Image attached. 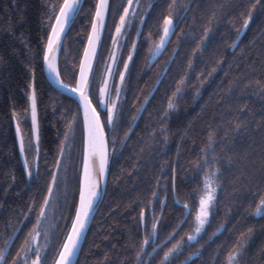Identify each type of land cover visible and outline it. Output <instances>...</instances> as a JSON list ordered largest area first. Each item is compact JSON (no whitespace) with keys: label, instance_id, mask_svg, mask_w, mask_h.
<instances>
[{"label":"trees","instance_id":"obj_1","mask_svg":"<svg viewBox=\"0 0 264 264\" xmlns=\"http://www.w3.org/2000/svg\"><path fill=\"white\" fill-rule=\"evenodd\" d=\"M95 1L84 0L61 44L58 66L61 79L68 84L74 83ZM52 3L59 0H0V247H6L4 241L10 236L14 241L3 264H11L35 223L54 168L59 178L67 180L69 190L61 209L54 206L47 212V221L55 227L44 264H52L76 199L82 151L79 107L74 99L50 86L40 58L50 27L48 5ZM124 5L125 0H109L97 60L104 49L105 53L108 50L110 16L113 14L116 21ZM249 11V24L238 35ZM165 15L174 21L172 33L148 66L149 40L155 42L160 36ZM133 40L136 46L120 83L114 124L105 130L109 163L104 194L75 264H136L141 246L140 259L145 261L157 245L147 264H159L163 252L181 237L180 250L170 257V264H182L190 253L187 264H227L228 253L238 244L241 233L247 243L239 264H264V216L251 214L253 194L264 191V0H139L121 47L118 69H124V56ZM98 63L91 89H96L100 80L102 64ZM181 79V91L173 96ZM32 89L36 95L38 158L34 169L30 162L31 175L27 176L14 122L30 159L37 147L28 120ZM170 96L175 108L166 111ZM69 121L73 133L65 145L67 160L62 159L57 169L56 157ZM205 155L209 164L198 165ZM67 161L65 175L62 168ZM213 167L217 169L216 191L209 218L190 241L187 233L195 226L203 177ZM57 185L55 182L53 188ZM185 203L191 209L189 215L182 207ZM30 205L32 210L25 217ZM153 222L158 229L155 237L149 235ZM145 237L148 242L142 245Z\"/></svg>","mask_w":264,"mask_h":264},{"label":"snow or ice","instance_id":"obj_2","mask_svg":"<svg viewBox=\"0 0 264 264\" xmlns=\"http://www.w3.org/2000/svg\"><path fill=\"white\" fill-rule=\"evenodd\" d=\"M139 0H137V4ZM50 12L48 16V23L50 30L47 31L46 42L41 47V60H42V70H46L48 78L57 86L58 89L62 91H67L76 96L78 100V107L83 114V171L79 182V198L75 205L74 216L71 220V226L66 232L64 239L59 247L55 249L53 254L52 264H73V257L77 254L80 248V241L84 235L85 229L87 227L90 215L100 197V185L105 179L106 169L109 163V151H108V141L105 133L106 127H111L114 124L115 113L117 109V100L119 99L120 84L116 85V98L113 99L109 95L108 100H105V94L109 90L108 76L105 75L103 78V84L99 88V96L97 107L103 106L105 113L97 111V107H93L92 101L89 98V91L92 87V80L90 78V72L93 70V57L97 53V43L101 39V31L106 26V13L109 10V0H96L95 11L91 15V31L88 33V42L83 50V57L79 63V73L74 74V87L70 84L64 83L61 79L60 70L58 66L57 51L61 46L62 33L65 32L66 27L73 21L76 16L80 13L81 0H59V3H52L48 5ZM171 8L172 5H169ZM136 8L133 7V0H127V3L123 6V11L119 15V20L115 23V32L110 33L112 36L113 44L116 45L119 38L124 34L122 30L126 25L130 24L129 14H135ZM54 17V20H53ZM251 18V11H249L248 17L243 19V23L240 29L237 30L239 35L249 24ZM141 21L143 22L144 17L142 16ZM174 21L171 15H165L162 20L158 42H151L149 40L148 56L154 59L160 54V50L164 46L169 37ZM141 29L137 28V35H140ZM205 35H207V29H205ZM203 39V37H202ZM233 41V45H235ZM136 41L133 40L132 47L135 49ZM199 47V45H197ZM196 51L195 49L193 50ZM112 59L115 61L116 55L115 51L112 52ZM133 59V53L130 50L128 53V59L124 60V70L120 71V80L123 82L125 78V71L129 68V60ZM107 68L108 75L112 74L113 66L111 63L105 64ZM184 84V80L181 79L177 81V87L173 93V96H178L181 88ZM32 87L31 85L29 86ZM145 101L148 97L145 96ZM28 100L31 107V125H32V138L37 141V158H38V140L37 135V110H36V95L35 90L32 89L28 94ZM175 108V103L173 98L170 96L168 98L167 110ZM140 109H137L139 112ZM13 118H15V113H13ZM133 120L136 119L135 116L132 117ZM239 125H237V128ZM17 136H20V129L17 126ZM131 131V128H129ZM73 133V124L69 121L67 128L64 133V140L61 141L59 146V155L56 157V167L60 166L61 160L64 155L65 145L68 142L70 135ZM125 132V136H127ZM211 136L209 137V147L211 146ZM123 143V140L121 141ZM113 143H115V138H113ZM31 147V145H30ZM20 151L23 155L24 142L21 138ZM202 152H207L206 149H202ZM204 165L209 164V159L207 156H203L201 161L198 162ZM212 163H215V158H212ZM197 165V166H198ZM24 167L27 171L29 169V161L25 159ZM217 169L214 167L211 170L210 175L215 177ZM31 175V172H28ZM51 181L47 186V194L43 197V202L40 204L38 209V214L35 218V223L32 224V228L24 236L23 242L19 245L16 250V254L12 256L11 264H44V257L48 255L47 250L51 247V241L48 240V230L45 228L43 235L46 239V243L41 245L39 243V237L41 232L38 231L39 226L43 223V219L47 215V205L50 202L51 195L53 193V186L56 182L57 172L53 171L51 173ZM214 179H209L208 175L204 178L203 191L199 195V206L194 214L195 226L192 232L187 233L188 240L195 239V234L200 233L204 228L206 222L208 221L210 214V207L214 201L215 188L213 187ZM175 191L174 183V172H173V192ZM152 195L155 197L156 193L153 192ZM254 196V207H252L251 214L254 216H264V191L257 192L253 194ZM258 197V198H256ZM151 201H149V204ZM161 204L164 201L160 202ZM176 204H180V200L175 201ZM182 207L185 210V215L191 214V209L187 203L183 204ZM32 210V206H29V213H25L27 217ZM144 210L140 211V219L144 220ZM158 217H153L154 221H158ZM180 225L178 224L177 227ZM176 229L174 228L173 231ZM219 231V229H217ZM158 234L157 223L153 222L151 224L150 236L155 237ZM250 234V230H249ZM172 233H169L171 236ZM215 235V233H213ZM183 240H177L176 243L172 244L171 247L167 248L163 252L159 260V264H170V257L180 250V245ZM238 244L233 245V250L228 253L227 264H239L238 258L242 254V250L245 247L247 240L244 233H241L240 237H237ZM13 241V237L10 236L4 241L5 246ZM14 242V241H13ZM148 242V237L141 242L142 245ZM159 248V245L156 246ZM156 249H153V252ZM11 251L6 247H0V264L7 259L8 252ZM140 251H143L141 246ZM140 251L136 253V264H146V262L141 261ZM152 253H149L151 255ZM192 254H189V257ZM189 257L185 258L182 264H187Z\"/></svg>","mask_w":264,"mask_h":264},{"label":"rangeland","instance_id":"obj_3","mask_svg":"<svg viewBox=\"0 0 264 264\" xmlns=\"http://www.w3.org/2000/svg\"><path fill=\"white\" fill-rule=\"evenodd\" d=\"M127 3V0H125V4ZM133 7H137V0H133ZM117 12H118V10H117ZM116 12V13H117ZM122 12V11H121ZM129 16H130V21L132 22V20H133V18H134V15L132 14V13H130L129 14ZM110 18H111V20H109V23H108V26H107V28L106 29H108V34H109V32H111V33H114L115 32V23L119 20V16L117 17V19H116V21L114 20V17H113V14H111V16H110ZM136 18V17H135ZM113 20H114V22H113ZM131 22H130V24H128V25H126V27L122 30V32L124 33L123 34V37L121 38V40H120V38H119V46H120V48H119V51H118V56H117V59H116V62H115V66H114V69H113V74H112V78H111V81H110V86H109V90H108V94H107V97H106V101L108 100V97H109V95H111V97L113 98V99H115L116 98V85L117 84H120L121 83V80H120V75H119V73H120V71H122V69L120 68V69H118L119 68V66H120V58L119 57H121L120 56V51H121V47H122V44H123V41H124V39H125V37H126V35H127V33H128V31H129V27H130V25H131ZM111 27H112V30L111 31H109L110 29H111ZM161 35V34H160ZM158 40H159V37L157 38V40L155 41V42H158ZM107 42H108V40H107ZM111 44H112V36H111V34H110V38H109V44H107V48H108V50L106 51V53L104 52L105 51V49H104V51H103V54H102V56L100 57V60H97V61H99V63H98V66H100V64H102V66H101V70H99L100 71V80H101V78H102V74H103V71H104V69H105V64H106V61H107V57H108V55H109V52H110V47H111ZM130 51V50H129ZM132 51V50H131ZM105 53V54H104ZM129 53V52H128ZM122 58V57H121ZM126 59H128V54L127 55H125L124 56V60H126ZM151 60V58H148V66H149V61ZM96 61V62H97ZM123 65V67H124V63L122 64ZM124 70V69H123ZM95 72V71H94ZM97 74H98V72H97ZM93 75H95V73L93 74ZM97 78V77H96ZM100 80H99V82L97 83L98 85H97V88L95 89V87H93L90 91H89V96H90V98H92V100H93V102L95 103V107H97V90H98V86H99V83H100ZM95 83V82H94ZM97 109H98V111L100 110L99 109V107H97ZM101 111V110H100ZM103 112H101L102 114H104L105 113V109L104 110H102ZM28 120H29V123H30V126H31V134H32V125H31V122H30V108H29V105H28ZM16 127V129H17V123L16 122H14V128ZM105 130H106V128H105ZM33 135V134H32ZM37 135H38V120H37ZM19 141L21 142V135L19 136ZM33 141H34V143H36L37 141L36 140H34L33 139ZM17 146H18V151H19V155H20V159H21V161H22V166H23V168H24V171H25V173H26V175L27 176H30L29 174H28V172H29V169L26 171L25 170V167H24V161H25V159H27L28 161H29V164H30V162L32 163V166H33V169L37 166V147H35V153H34V155L33 156H31L30 157V159L28 158V154H27V156H25V151H24V153H23V155L21 154V151H20V143H18V141H17ZM67 146H65V150H64V155H63V158L62 159H64V160H67ZM71 162H72V160H70V162H69V165L71 164ZM63 165H64V163H63ZM72 167V166H71ZM55 169V168H54ZM67 169H68V161L67 162H65V165L63 166V168H62V170H64V172H65V170L67 171ZM79 171H80V169H79ZM53 172V171H52ZM65 175H66V172H65ZM206 175H208V177H209V179H214V177H212L211 175H210V173H208L207 172V174ZM206 175H204V177H203V185H204V178H205V176ZM51 178L52 177H50V181H51ZM78 180H79V174H78ZM49 181V182H50ZM67 180L65 179V178H59V174H57V178H56V184H58L57 186H55V188H53V193H52V195H51V198H52V201H51V204H50V206H48L47 205V207H49L48 209H47V212H49V211H51V209L50 208H52L53 210L55 209L54 208V206H56L57 207V209H61V205L63 204V203H65V201H66V198H65V196H66V193H67V191L69 190V186H67ZM213 187L215 188V191H216V187H215V180H214V184H213ZM76 189H78V182H77V188ZM202 191H203V186H202ZM202 193V192H201ZM47 194V191H46V193H45V195ZM214 194H215V192H214ZM63 196V197H62ZM76 196H77V192H76ZM50 198V199H51ZM162 201H164V200H162ZM75 202H76V199H75ZM162 205V204H161ZM63 206V205H62ZM198 206H199V199H198V205H197V208H198ZM74 207H75V204H74V206H73V209H72V214H73V211H74ZM211 207H212V205H211ZM211 207H210V209H211ZM72 214H71V217H72ZM70 217V218H71ZM56 218H57V216H56ZM48 219H47V216H45V218L43 219V223L39 226V228L40 229H38V231H40L41 232V235H43V232H44V230H45V228H47V230H48V240H51L52 239V237H53V230H54V227H55V225L54 224H51L50 225V223L47 221ZM57 220H58V218H57ZM71 220V219H70ZM43 237V239H42V242L43 243H46V239H45V237H44V235L42 236ZM156 247V246H155ZM154 247V248H155ZM149 254V253H148Z\"/></svg>","mask_w":264,"mask_h":264},{"label":"water","instance_id":"obj_4","mask_svg":"<svg viewBox=\"0 0 264 264\" xmlns=\"http://www.w3.org/2000/svg\"><path fill=\"white\" fill-rule=\"evenodd\" d=\"M83 2H84V0H81V6H82ZM95 2H96V1H95ZM94 11H95V5H94L93 13H94ZM53 20H54V17H53ZM73 21H74V20H73ZM73 21L70 22V24L66 27L65 32L62 33V41H63L64 36H65V34L67 33L68 29L70 28L71 24L73 23ZM49 30H50V27H49ZM90 31H91V21H90V25H89L88 33H89ZM88 33H87L86 39H85V41H84V45H83V48H82L81 56H80V59H79V62H78L77 70H76V75H78V73H79V63H80V60H81L82 57H83V50H84V48H85V46L87 45V42H88ZM102 33H103V29H102V31H101V38H102ZM171 33H172V31H171ZM171 33H170V35H171ZM170 35H169V37H170ZM122 37H123V35L120 37V40H121ZM169 37L167 38V41H166V43L164 44V46L162 47V49L160 50V53L163 51L165 45L167 44V42H168V40H169ZM46 39H47V36H46ZM46 39H45V42H46ZM62 41H61V44H62ZM100 44H101V39H100V41H98V43H97V53H96V55L93 57V70H92V71L90 72V74H89L91 79H92V75H93L94 67H95V64H96V61H97V57H98V53H99V49H100ZM60 48H61V46H60ZM60 48H59L58 51H57V58H58V56H59ZM119 48H120V46H119V41H118V43H117L116 45H114V44H113V41H112V44H111V47H110V52H109V55H108V57H107V61H106V62H107V63H111L112 66H113V69H114L115 62H116V59H117V56H118ZM113 50L115 51V55H116V59H115V61H113V59H112V52H113ZM131 50H132V52H133V47L131 48ZM159 55H160V54H159ZM159 55H157L154 59L151 58V60L149 61V65H151V64L157 59V57H158ZM43 73H44V76H45L47 82L50 84L51 87H53V88H54L55 90H57L58 92H60V93H62V94H65V95H67L68 97L74 99V100L76 101L77 105H78V100H77L76 96H74V95H73L72 93H70V92L62 91V90L58 89L57 86H56V85H55V84H54V83L48 78V75H47L46 70H43ZM112 74H113V71H112ZM112 74H111V75H108L107 68L105 67V69H104V71H103V74H102V78H101L100 83H99V86H98V90H97V103H98V96H99V88H100V87L102 86V84H103V78H104V76H105V75L108 76V81H109V86H110V81H111V78H112ZM64 83H66V82H64ZM66 84H68V83H66ZM70 85H72L73 87L75 86L74 83H73V84H70ZM155 85H156V84H155ZM154 88H155V87H154ZM154 88H153V89L151 90V92L147 95L148 98H149V96L151 95V93L153 92ZM107 94H108V92H106V94H105V100H106ZM89 98H90V96H89ZM145 102H146V101H144L143 104L141 105L140 111H141V109L143 108ZM92 104H93V103H92ZM93 107H95V106L93 105ZM29 108H30V122H31V107H30V102H29ZM99 109H100V110H104V107H103V106H99ZM79 111H80V120H81V128H82V151H81L80 171H79L78 189H77V196H76V202H75V205H76V203L78 202V198H79V182H80V177H81V175H82V171H83V114H82V111H81L80 109H79ZM97 111H98V110H97ZM140 111H139V112H140ZM15 135H16V139H17L18 143H20V141H19L20 139H19V137L17 136L16 127H15ZM54 171H56V168H55ZM106 180H107V169H106V173H105V179H104V181L101 183L100 188H99V191H100V197L98 198L97 203H96V205L94 206V209H93V211H92V213H91V215H90V218H89V221H88L87 227H86V229H85L84 235L82 236L81 241H80V248H79L77 254L73 257V264L76 263L77 257H78V255H79V252H80L81 246H82V244H83L84 238H85V236H86V233H87V231H88V228H89V226H90V224H91V222H92V219H93V217H94V215H95V213H96V210H97V208H98V206H99V204H100V202H101V200H102V197H103V194H104V190H105V186H106ZM74 209H75V207H74ZM73 216H74V211H73V214H72L71 220H72ZM71 220H70V223H69V226H68L67 231L69 230V228H70V226H71ZM141 222H142V221H141ZM65 235H66V234H65ZM12 237H13V236H12ZM11 242H12V241L9 242V244L6 246V248L9 249V246H10ZM153 249H154V248H153ZM153 249H152L149 253H152V254H153V253H154V252H153ZM155 249H156V247H155ZM152 254H151V255H152ZM151 255H149V254L147 255V257H146V259H145V261H144V262H146V264H147L149 258L151 257Z\"/></svg>","mask_w":264,"mask_h":264},{"label":"flooded vegetation","instance_id":"obj_5","mask_svg":"<svg viewBox=\"0 0 264 264\" xmlns=\"http://www.w3.org/2000/svg\"><path fill=\"white\" fill-rule=\"evenodd\" d=\"M131 24H132V22H131ZM130 26H131V25H130ZM129 29H130V27H129ZM125 39H126V37H125ZM125 39H124V41H125ZM124 41H123V44H124ZM123 44H122V45H123ZM94 71H95V67H94ZM94 71H93V73H94ZM90 99H91L93 105L95 106V103L93 102L92 98H90ZM97 110H98V109H97ZM99 112H103V111H102V110H101V111L99 110Z\"/></svg>","mask_w":264,"mask_h":264}]
</instances>
